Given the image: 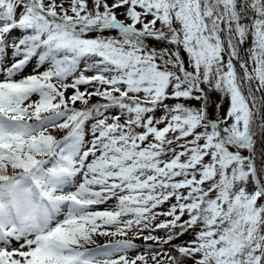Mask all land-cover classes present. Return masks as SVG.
<instances>
[{"label":"snow or ice","instance_id":"snow-or-ice-1","mask_svg":"<svg viewBox=\"0 0 264 264\" xmlns=\"http://www.w3.org/2000/svg\"><path fill=\"white\" fill-rule=\"evenodd\" d=\"M0 264H264V0H0Z\"/></svg>","mask_w":264,"mask_h":264},{"label":"rangeland","instance_id":"rangeland-1","mask_svg":"<svg viewBox=\"0 0 264 264\" xmlns=\"http://www.w3.org/2000/svg\"><path fill=\"white\" fill-rule=\"evenodd\" d=\"M212 99L215 101L218 99L216 94H213ZM193 104H195L196 102H192ZM185 239H189V237H185ZM104 242V238H100V240L98 241V243H103ZM138 244L142 243V241H136Z\"/></svg>","mask_w":264,"mask_h":264}]
</instances>
